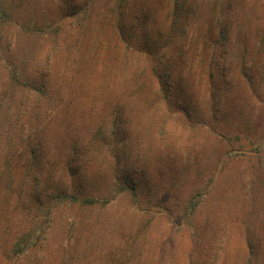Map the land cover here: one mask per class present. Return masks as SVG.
<instances>
[{
  "label": "rangeland",
  "instance_id": "1",
  "mask_svg": "<svg viewBox=\"0 0 264 264\" xmlns=\"http://www.w3.org/2000/svg\"><path fill=\"white\" fill-rule=\"evenodd\" d=\"M7 1L46 32L0 78L49 92L0 131V264H264V0Z\"/></svg>",
  "mask_w": 264,
  "mask_h": 264
},
{
  "label": "trees",
  "instance_id": "2",
  "mask_svg": "<svg viewBox=\"0 0 264 264\" xmlns=\"http://www.w3.org/2000/svg\"><path fill=\"white\" fill-rule=\"evenodd\" d=\"M175 1V0H174ZM8 1L7 0H0V17H13L15 18V22L13 23V28L9 27L5 24H0V65L5 66L7 64H9L10 62L13 64V61L10 59V57L13 58L12 56V50L9 47L10 46V42L7 41L8 36H10V38L14 37H19V36H23L26 40V42L28 41L30 43V33L37 37L40 36L41 32L45 33L46 31H42L41 28H38V26H36V23H33L30 27V7H24V5L18 3L17 6L15 5H7ZM176 4V1H175ZM3 5V6H2ZM191 9V5L188 3V0H186V14L189 13ZM32 10V9H31ZM120 10V8H119ZM224 10V7L223 9ZM177 13V8H173V16ZM48 20L47 18L45 19V21ZM174 20V19H173ZM54 21L53 19H51L48 22H52ZM47 22H45L44 24L46 25ZM218 26V24H217ZM36 29V30H35ZM38 29V30H37ZM210 30H214L215 33L210 32ZM10 31H12V34L10 33ZM38 33V35H37ZM48 34L51 36V34H55L57 35L56 31H51L48 32ZM229 35H230V29L227 27H219L218 26V31L216 33V29L214 27L211 26V28H209V38L211 41H208L205 48L208 46L209 47V51L205 52V54L209 55V59L211 60V62L215 61V59L217 58V49H221L223 51V55L224 56V50H226L225 46L227 45L226 40H229ZM207 38V37H206ZM205 38V39H206ZM208 38V39H209ZM228 42V41H227ZM207 50V49H206ZM206 50H202V51H206ZM207 55V56H208ZM16 64L11 66V69H4V71H2L1 74V78H0V86H2L3 84H5V87L7 86L9 89H11L13 91V94L17 95L18 98L22 101H20L21 103L18 104L17 107V112H16V116H17V120H8V119H4L3 117L0 118V131L2 129L5 128L6 124L7 128H11L12 126L14 127H20L22 128L23 126V122L21 120H19V116H21L23 113L26 112V110H24L23 108L27 106V103L30 100H42V98H46L48 97L47 93L49 91L43 90L42 88H40V85L36 84V80L39 76V74L34 75L33 77H31L30 75V71L27 69L26 66H22V67H18ZM211 71V70H210ZM155 72V71H154ZM161 77V75H159ZM208 78L209 80H211V74H208ZM42 86H46L45 81L43 83H41ZM1 89V87H0ZM211 98H213L212 95H210ZM2 100V99H1ZM189 102V101H188ZM10 102L7 101V104L4 107V110H2L0 106V111L3 114V116H7L10 119V113L12 111L11 106H10ZM189 103H186V105H188ZM196 113L192 110L191 108L188 106L186 107V118H190L191 116L193 117ZM33 153V152H32ZM32 161V159H31ZM25 164H29L30 167V158L28 159V161ZM55 198H59V199H65V200H69L71 202H77L79 204H83L86 205L87 203H90V201H81L78 200V198H76L75 196H72L70 194L66 195V194H60ZM93 202V201H92ZM195 205H189V207L187 208V210L192 211V209L194 208ZM23 252L20 251V254H22Z\"/></svg>",
  "mask_w": 264,
  "mask_h": 264
}]
</instances>
